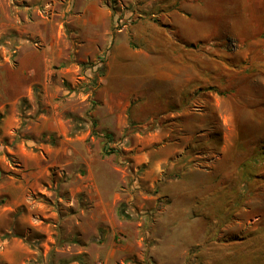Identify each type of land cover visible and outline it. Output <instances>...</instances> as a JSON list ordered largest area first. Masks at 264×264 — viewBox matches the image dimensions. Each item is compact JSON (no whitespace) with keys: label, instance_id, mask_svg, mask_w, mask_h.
Returning <instances> with one entry per match:
<instances>
[{"label":"rangeland","instance_id":"obj_1","mask_svg":"<svg viewBox=\"0 0 264 264\" xmlns=\"http://www.w3.org/2000/svg\"><path fill=\"white\" fill-rule=\"evenodd\" d=\"M103 1L78 26L71 0H0V264H264V0L151 60L188 75L162 99L98 35L142 0Z\"/></svg>","mask_w":264,"mask_h":264},{"label":"crops","instance_id":"obj_2","mask_svg":"<svg viewBox=\"0 0 264 264\" xmlns=\"http://www.w3.org/2000/svg\"><path fill=\"white\" fill-rule=\"evenodd\" d=\"M119 1L121 2L122 0ZM240 1L142 0L141 8L143 11L135 18L138 20V23H132L130 28L125 25V30L121 28L119 29V33H115L116 37L113 33L109 34L108 28H105L103 35L99 33L98 35L103 36L105 41H109L110 43L107 53L109 62H123L121 69L126 68V64L124 63L125 59H136L140 57L141 54L143 60L141 66L150 69L147 75L156 76L161 82L165 81L168 83L167 87H163V90L161 89L163 92L161 91L160 94L161 99L163 97L167 98V94L174 93L175 87L181 82L187 81L188 75L185 77V75L180 73V65L176 69L165 67V65L159 68L150 61L159 59L160 56L158 54L160 52H165L171 59L176 55L175 59L178 58L180 60L179 56L181 54H179V51L176 52L175 50H194L193 46L200 42L223 37L228 30L227 24L229 23V19H232L231 23H240L238 20H243V17L237 14L238 12H243V8L238 9L236 5L243 3ZM258 1L259 0H252L250 3L252 4V2ZM69 6L74 9L78 17V26H80V24L86 25L90 22L99 23L98 19H107L112 13L109 6L103 0H71ZM256 7L257 10L260 8L257 5ZM229 8L232 13L230 18L228 15ZM121 12L122 11L118 12V14ZM128 13L126 17L132 15L134 9H131L129 15ZM127 32H130L135 40L142 44L141 49L132 50L125 48L122 42H115L114 45L111 46L113 40H123L125 38L123 35ZM162 58L164 59V57ZM166 58L168 59V57ZM194 58V53L191 57L187 55L188 60L191 59L194 61ZM188 83L187 86L189 85ZM124 91L127 92V89H124Z\"/></svg>","mask_w":264,"mask_h":264},{"label":"trees","instance_id":"obj_3","mask_svg":"<svg viewBox=\"0 0 264 264\" xmlns=\"http://www.w3.org/2000/svg\"><path fill=\"white\" fill-rule=\"evenodd\" d=\"M101 72H104V67L103 68H101ZM106 137H108V138H112V134L111 133H105L104 134ZM113 150V149H112ZM105 152L108 154H110L111 153V150L110 149H105Z\"/></svg>","mask_w":264,"mask_h":264}]
</instances>
